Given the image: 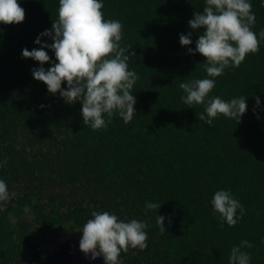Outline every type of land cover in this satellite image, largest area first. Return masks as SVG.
<instances>
[{"label": "trees", "instance_id": "trees-1", "mask_svg": "<svg viewBox=\"0 0 264 264\" xmlns=\"http://www.w3.org/2000/svg\"><path fill=\"white\" fill-rule=\"evenodd\" d=\"M102 2L105 19L123 24L122 46L136 54L128 61L139 77L136 115L127 124L114 116L106 129L93 131L83 124L79 102L69 105L59 93L49 94L31 74L41 65L21 54L40 47L34 41L57 20L59 0H18L24 21L0 24V179L12 194L25 190L28 201L50 192L77 222L85 224L93 210L146 221L147 248L121 253L123 264H229L241 240L253 244L244 249L250 264H264V41L257 54L216 77L210 93L224 100L245 96L246 113L239 123L220 116L209 126L196 115L204 106L189 108L179 88L207 77L205 58L188 53L203 33L188 21L205 0ZM250 2L258 34L264 0ZM189 31L192 44L182 47L179 35ZM41 43L52 40L41 37ZM45 51L47 69L55 56ZM255 97L260 104L254 113ZM218 190L231 191L246 210L234 227L222 226L213 213ZM147 202L161 206L146 212ZM161 215L164 233L156 224Z\"/></svg>", "mask_w": 264, "mask_h": 264}, {"label": "clouds", "instance_id": "clouds-1", "mask_svg": "<svg viewBox=\"0 0 264 264\" xmlns=\"http://www.w3.org/2000/svg\"><path fill=\"white\" fill-rule=\"evenodd\" d=\"M103 7L102 0H59L57 20L34 41L40 47L31 51L25 48L21 54L22 58L41 65L33 68L31 74L46 85L49 94L59 93L69 105L81 104L83 124L93 131L106 129L117 115L125 124L131 122L136 115L137 102L133 87L139 79L135 71L129 70L130 56L136 55L129 52L132 46L121 44L123 24L116 19H105ZM24 19L25 10L18 0H0V24H20ZM255 23L250 0H205L202 11L194 12L188 21L191 30L203 29L196 39L195 49L188 48V53H199L205 58L203 66L207 77L180 83L179 88L184 93L181 100L189 108L203 105V112L196 115L209 126L220 116L239 123L247 111L243 95L224 100L210 93L216 86V77L222 76L226 69L239 67L249 54L260 51L264 29L257 34L253 31ZM191 36V31L187 35L180 34L179 44L182 47L192 44ZM41 37L51 38L52 43H41ZM45 49L52 50L55 56V63L47 69L43 65L51 58ZM62 84H66V89ZM259 104V97H255L254 113ZM10 200L8 185L0 179V212L6 210ZM210 203L222 226L226 223L234 227L246 215L243 205L229 190L216 191ZM160 206L147 202L145 211H157ZM23 213L27 219H32L31 205H26ZM91 217L78 230L82 232L79 249L86 256L90 254L92 259L102 256L104 264H123L121 253L147 248L149 225L146 221H124L108 211L95 210ZM164 220V216H156L161 233L166 232ZM10 222L16 223L12 214ZM252 247L249 241L241 240L231 248L229 264H250L251 254L244 249Z\"/></svg>", "mask_w": 264, "mask_h": 264}, {"label": "flooded vegetation", "instance_id": "flooded-vegetation-1", "mask_svg": "<svg viewBox=\"0 0 264 264\" xmlns=\"http://www.w3.org/2000/svg\"><path fill=\"white\" fill-rule=\"evenodd\" d=\"M10 194V203L0 212V264H104L102 256L92 259L80 251L82 232L78 230L84 220L68 216L71 211L64 200L55 202L46 190L32 201L23 189ZM26 205H31L32 219L23 213ZM10 214L16 219L14 225Z\"/></svg>", "mask_w": 264, "mask_h": 264}]
</instances>
